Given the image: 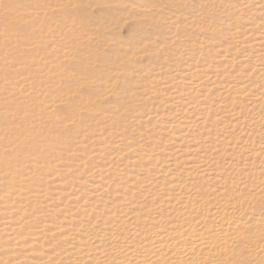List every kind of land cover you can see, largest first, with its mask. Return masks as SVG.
Instances as JSON below:
<instances>
[{
    "label": "rangeland",
    "instance_id": "rangeland-1",
    "mask_svg": "<svg viewBox=\"0 0 264 264\" xmlns=\"http://www.w3.org/2000/svg\"><path fill=\"white\" fill-rule=\"evenodd\" d=\"M22 4L25 29L20 34L17 26L8 30L10 45L4 50L13 59L20 58L15 62L11 59L18 63L15 69L19 73L12 74L11 69L3 78L10 84L8 115L17 117L16 129L23 130L29 139L48 140L75 132L93 134L103 128L107 134L123 136L133 147L140 146V150L163 145L164 154L172 155L176 165L183 168L187 160L202 152L204 143L234 136L241 129L231 157L227 151L222 157L209 155L218 170L215 183L196 169L187 177L191 193L200 195V203L227 206L224 208L228 210L220 214L225 221H249L243 227L249 228L250 240L257 246L253 249L245 243L236 244L233 254L230 245L223 258L230 264L241 259L247 264H264V180L259 174L264 165V73L250 75L263 94L255 111L250 110L253 106L248 99L230 97L227 109L200 102L181 114L178 100L170 97V91L181 86L189 88L184 98L198 96L199 89L188 86L193 78L183 77L189 65L201 62L214 68L218 66L217 51L231 59L250 50L255 36L264 34V0H22ZM248 22L256 24L249 29ZM240 64L219 70L218 85L241 83ZM260 64L251 60V66ZM207 87L202 91H208ZM216 95L223 101L220 94ZM193 116L203 117L202 123H193ZM242 119H247V124L237 131L234 124ZM21 121L25 123L22 128ZM171 122L192 125L195 134L188 146L196 147L195 151L178 152L181 148L161 131L162 125ZM146 143L149 145L144 147ZM25 148V155L33 157L31 143ZM236 202L243 204L235 208ZM205 208L183 216L181 221L189 224L186 219L199 220L203 227L217 226L218 220L205 214ZM173 217L172 221L179 219ZM242 230L230 228L239 238ZM233 257L235 262H231ZM211 260L212 256L205 255L196 263Z\"/></svg>",
    "mask_w": 264,
    "mask_h": 264
},
{
    "label": "bare ground",
    "instance_id": "bare-ground-1",
    "mask_svg": "<svg viewBox=\"0 0 264 264\" xmlns=\"http://www.w3.org/2000/svg\"><path fill=\"white\" fill-rule=\"evenodd\" d=\"M24 11L22 0H0V264H197L205 255L213 260L202 264H230L223 258L230 245L233 254L236 244L245 243L254 249L257 245L250 240V230L243 227L249 221H225L220 214L227 206L200 203V195L193 196L187 177L190 170L196 169L215 183L218 170L209 155L222 157L227 151L231 157L238 146L237 134L242 133L240 126L246 125L247 119L234 124L237 131L240 129L236 135L204 143L202 152L187 160L184 168L176 165L172 155L164 154L163 145L140 150V146L133 147L123 136L107 134L103 128L93 134L75 132L64 138L51 136L48 140L29 139L23 130L16 129L17 117L8 115L10 84L4 83L3 78L10 75L11 69L12 74L19 73L15 69L18 63L13 62L20 58L13 59L4 50L11 40L8 30L17 26L20 34L25 29ZM255 24L248 22L246 26L251 29ZM253 42L248 52L231 59L220 55L222 50L217 51L218 66L214 68L201 62L186 67L183 77L193 78L188 86L199 92L194 99L184 98L189 94L187 86L170 91V97L178 100L179 113L192 111L200 102L224 110L231 102L230 97L248 99L253 106L250 110L255 111L263 94L250 75L264 73V34L255 36ZM251 60L261 62L260 67L251 66ZM237 62L241 63L244 80L224 87L218 85L219 70L233 69ZM206 87L208 91H202ZM216 94L223 101L215 98ZM202 118L193 116L192 122L202 123ZM134 122L138 123V119ZM24 125L23 121L19 123L20 128ZM161 131L181 148L179 153L197 149L188 146L195 134L192 125L171 122L162 125ZM261 132L264 137V128ZM29 143L33 157L25 155V144ZM246 152L250 153L248 149ZM261 155L264 159V152ZM259 174L264 180V165ZM241 204L236 202L234 206ZM203 206L205 214L218 220L217 226L203 227L197 219H186L189 224L181 221L183 216L198 212ZM173 215L179 219L172 221ZM230 228L243 229L242 238ZM235 261L233 257L231 262ZM237 263L247 264L245 259Z\"/></svg>",
    "mask_w": 264,
    "mask_h": 264
}]
</instances>
